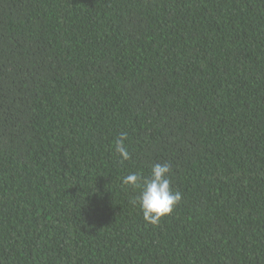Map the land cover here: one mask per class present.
Masks as SVG:
<instances>
[{
  "label": "trees",
  "instance_id": "trees-1",
  "mask_svg": "<svg viewBox=\"0 0 264 264\" xmlns=\"http://www.w3.org/2000/svg\"><path fill=\"white\" fill-rule=\"evenodd\" d=\"M0 264H264V0H0Z\"/></svg>",
  "mask_w": 264,
  "mask_h": 264
},
{
  "label": "clouds",
  "instance_id": "clouds-1",
  "mask_svg": "<svg viewBox=\"0 0 264 264\" xmlns=\"http://www.w3.org/2000/svg\"><path fill=\"white\" fill-rule=\"evenodd\" d=\"M126 139L127 133H121L114 142V150L121 164L131 159V153L125 144ZM171 171L169 163H156L152 165L148 177L135 172L122 177L123 185L140 189L133 204L139 205L146 223L158 225L162 217L169 215L182 198L181 192L171 188Z\"/></svg>",
  "mask_w": 264,
  "mask_h": 264
}]
</instances>
